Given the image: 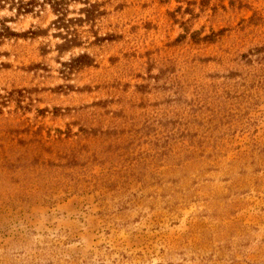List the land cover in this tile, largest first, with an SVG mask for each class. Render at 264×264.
Listing matches in <instances>:
<instances>
[{
	"label": "rangeland",
	"instance_id": "rangeland-1",
	"mask_svg": "<svg viewBox=\"0 0 264 264\" xmlns=\"http://www.w3.org/2000/svg\"><path fill=\"white\" fill-rule=\"evenodd\" d=\"M0 33V264H264V0H0Z\"/></svg>",
	"mask_w": 264,
	"mask_h": 264
},
{
	"label": "trees",
	"instance_id": "trees-1",
	"mask_svg": "<svg viewBox=\"0 0 264 264\" xmlns=\"http://www.w3.org/2000/svg\"><path fill=\"white\" fill-rule=\"evenodd\" d=\"M28 4H31V6H32V5H33V2L31 1V2H29ZM53 8H54V10H55V11H60V10H58V9H57V7H56V6H53ZM23 9H24V8H23ZM24 10H25V12H26V13H29V9H27V10H26V9H24ZM18 12H22V9H19V8H18ZM0 35H2V33H0ZM13 36H19V35H18V34H16V33H14V35H13Z\"/></svg>",
	"mask_w": 264,
	"mask_h": 264
}]
</instances>
